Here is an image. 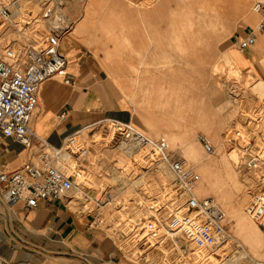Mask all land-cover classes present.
Here are the masks:
<instances>
[{
	"label": "built area",
	"instance_id": "built-area-1",
	"mask_svg": "<svg viewBox=\"0 0 264 264\" xmlns=\"http://www.w3.org/2000/svg\"><path fill=\"white\" fill-rule=\"evenodd\" d=\"M64 1L0 0V135L12 138L29 152L20 167L0 170L7 202L23 200L26 207L33 208L39 201L66 197L76 188L83 194L82 201H89L90 186L82 185L80 189L77 178L89 166L86 158L91 148L116 151L117 158L107 166L115 172L116 185L133 190L129 201L135 208L123 229L116 231L120 237L119 244L116 243L119 252L125 249L135 260L144 253L142 259L147 261L146 257L156 253L157 260L150 257L154 264H188L190 260L200 264L199 261L218 249H222V257H227L228 246L232 244L227 215L212 197L197 195L195 189L200 175L191 163L170 148L164 137L153 138L131 122L113 118L89 123L66 136L59 147L50 146L35 134L33 124L41 84L53 76L66 84L73 82L68 72L69 59L61 49L74 26L65 12ZM252 7L260 13V19L249 33L236 36L234 46L238 50L253 45L256 32L264 29V0H256ZM7 27L23 34L21 45L1 43ZM235 89L241 95L235 94ZM235 89L231 88L229 93L233 98H243L246 94L243 88L236 86ZM259 100L245 111L247 115L241 127L232 125L223 131L222 142L236 151V165L250 173L256 184L245 213L253 222L262 224L264 99ZM64 116L62 112L58 118ZM198 138L206 153L215 151L205 135L200 134ZM101 192L107 201L110 195L105 188ZM97 202L102 201L98 198ZM93 223L102 227L103 218L98 210ZM144 234L151 236L150 243ZM252 263L264 264V259L252 260ZM0 264L11 263L0 259Z\"/></svg>",
	"mask_w": 264,
	"mask_h": 264
},
{
	"label": "crops",
	"instance_id": "crops-1",
	"mask_svg": "<svg viewBox=\"0 0 264 264\" xmlns=\"http://www.w3.org/2000/svg\"><path fill=\"white\" fill-rule=\"evenodd\" d=\"M91 1L89 4V0H69L64 8L74 22L72 33L61 45L69 59L68 72L73 82L66 84L53 76L41 84L33 127L35 134L50 146H61L66 136L103 118L131 122L153 138L158 134L161 135L158 138L162 134L176 138L175 125L181 123L171 124L167 114L181 115L183 111L182 73L179 68L168 69L158 62L167 57L166 47L171 54L175 50L171 44L174 29L170 28L176 25L180 49H183L180 35L190 30L186 37L189 51L197 56L199 40L209 44L207 40L213 37L217 41L226 33L227 25L242 23L229 39L228 50L234 52L235 69L264 78V29L256 32L255 43L245 50L234 46L236 36L246 35L259 21L260 13L253 9L244 18L237 17V21L230 17L225 27L218 19L215 25L216 0H190L188 6L185 1L180 4L178 0H161L146 9L118 0ZM238 4H242L240 0H232L234 9ZM176 13L182 16L178 23L174 19ZM159 27L162 32L158 36L159 31L156 33L152 28ZM160 36L163 40L159 42ZM222 55L233 62L227 52ZM207 57L204 56L205 62ZM186 64L189 66L190 61ZM195 79L189 87L193 91L197 86ZM167 90L174 91L170 94L173 103L165 100ZM196 99L194 93L190 111L196 108ZM166 102L173 105L169 107L173 111L166 108ZM62 112L65 116L59 119ZM212 119H200L198 125L210 131L214 122L218 123V129L221 121ZM28 155L20 143L0 135V170L20 167ZM4 192L0 183V259L11 264H135L120 254L115 240L102 227L94 225L95 213L83 211L80 201L71 199L72 193L39 201L36 207L28 208L23 200L9 204Z\"/></svg>",
	"mask_w": 264,
	"mask_h": 264
},
{
	"label": "rangeland",
	"instance_id": "rangeland-1",
	"mask_svg": "<svg viewBox=\"0 0 264 264\" xmlns=\"http://www.w3.org/2000/svg\"><path fill=\"white\" fill-rule=\"evenodd\" d=\"M81 1L86 2L87 0H81ZM109 1L113 2V0H109ZM118 1L124 2L131 6L134 5L140 9H146L155 6L161 0H129V1L118 0ZM183 1L186 2L187 6L190 3V0H178L177 2L182 4ZM255 1L256 0H240V3L243 4V13L241 17L243 15L246 16L252 10L253 8L252 5L254 4ZM91 2L92 1L89 0L88 3L91 4ZM96 2L105 3L108 2V0H96ZM180 4L177 5L180 6ZM192 4L194 5L193 2ZM181 17L182 16L179 13L175 14L174 19H176V23H178V21H181ZM257 23L254 24V27L257 25ZM241 24L242 23H236V25L234 26H232L231 24L227 25L226 33L223 35V37H220V39L217 41L213 39V37L207 40L209 41V44L204 39L199 40L196 44L199 53L197 54V56L196 53H194L193 51L192 52L189 51V42L186 37L189 36L190 30L187 33L185 32L186 33L185 35L181 36L179 34L181 37V41L179 40L178 41L182 42L181 45L183 46V49H180L179 44H177L176 42L177 39L175 37V35H178L179 28L177 27V25L173 26L172 28H170L171 31L172 29H174L172 33L173 38L171 39V44L174 45L175 50L171 54L168 50L169 47L166 48H167V52L174 57L170 58L169 54L166 53L167 54L166 58H160L158 60L160 66L166 67L168 69L169 68L171 69L173 67H176V69L179 68L182 73L180 76V80H181V84L183 85V91H181V96H183L182 98L183 102L181 107L184 110V113H182L181 115H178L173 112H170L169 115L167 114V116L171 119L172 122L171 124H175L173 121L178 122L179 125L181 123V126L175 125V128L177 129L176 132L177 137L170 139V137H168L169 136L168 134H162L163 137L169 143L170 148L173 149L175 152H177L180 156L184 157L189 163H191L194 166L195 171L200 175L198 168L201 163L199 164V162L189 161L187 159V154L185 153L186 151H189L188 141L191 140V144L193 146L195 145L194 147L198 150V156H199L198 158H204V159L207 158V160L204 161L210 162V166L214 165L212 169L216 175V178L219 181H226L227 184L225 185V190H226L225 192L227 197L230 199L237 198L243 200L241 203L242 205L241 212L243 213V215H245V217L252 224V226L256 227L255 231H257L258 238L261 241V246H259L257 250L259 253L257 251L256 252L253 251L251 247L248 244H246V242L237 234L238 232L236 230L235 218L233 217L232 214L228 212L229 210L228 206L224 203H221L219 200H216L214 195H210L220 205V207L225 212V215H227L226 216L227 226L230 235L232 237V244L231 246L230 245L228 246L230 249L229 252L226 254L227 257L225 258L222 257L221 252L220 253L215 252L214 254L211 253V256L208 254L209 256L207 257L205 256L203 261L202 260L199 261L200 264H215L214 262L216 263L219 262L221 264L225 262L227 264L228 261L230 262V264H253L252 260L264 259V220L262 221V224H257L253 222L248 217L247 214H245V206L247 205L251 193L254 191L256 184H254V180L250 173H247L246 171L240 169L239 166H237L236 163L233 162L236 156L233 154H228V152H230L231 150L228 149L222 142L223 131L232 125L241 127V123L245 120L244 119L245 115H247L245 111H248L249 109L253 108L256 105L258 99L260 100L264 99V82H262L264 78L261 79V77L254 75L253 73H251V71L246 73L237 71L235 69L236 66H234V63L237 65V63L233 59L234 52L233 50H228L230 46L229 39L231 35H233V33L238 30V25ZM188 29L190 28L187 27V30ZM5 30L6 31H4L1 35L2 44H5L8 41L16 46L21 45L23 43L24 41L22 39L23 34L16 32V30H14L12 27H7ZM152 30H154L155 32L159 31L158 36L162 32L160 27L152 28ZM180 33H182V30L180 31ZM162 35L164 34L162 33ZM160 40H163V36H160L158 38L159 42ZM159 44L161 45V43ZM224 52L230 54L229 56L231 57L233 62L230 60L228 61L223 57L222 54ZM203 54L208 56L207 62L204 61L205 55ZM199 60L202 61V64L198 63ZM188 61H190L189 66L186 64V62ZM204 62L206 63V67L205 65H203ZM173 76H168V77H173ZM194 76L197 79H195ZM193 78L197 80L196 83L197 86L195 89L196 91L189 89L190 83H193L194 80ZM178 81L179 80L176 76V82ZM236 86L238 88H243L244 91L246 92V94L244 93L242 95L243 98H239V97L232 98V96L229 94L231 88L234 87L235 89ZM173 92H174L173 90L165 91V100H167V102L171 101L170 94H173ZM194 93L197 96L196 100L198 102L196 108L192 107V111H190L191 107L189 105L191 104L190 101L193 100L194 98ZM236 93L240 94L238 90L235 92V94ZM160 97L161 95L159 96V98ZM176 100L175 103L178 102ZM167 102H166L167 105L166 108L167 109H169V107L172 108L173 105ZM173 102L174 99H172L171 103ZM173 117L175 118L178 117V118L173 120ZM205 117L213 118L212 119L213 121H218V120L221 121V125L217 129V132L215 131L212 133V132H208L203 128H200L198 122H196L197 123L196 129L192 128L194 126L195 120L200 121V119H203ZM191 128L192 130L190 131ZM200 134L205 135L209 139L210 143L213 145L215 150L213 153L211 154L206 153L203 150L198 138ZM159 136L161 135L158 134L156 138H158ZM97 149L92 150L91 148L90 153L86 158L87 159L86 164L87 165L89 164V166H85L86 171H84V175H87L89 173L88 174L89 176L83 182L81 181L80 182L81 185H79L81 187L80 189H82V185L90 186V190H89L90 199L89 201L86 202L85 200L79 202L77 199L75 201L79 202L78 204L82 206L81 209L85 212L90 211L97 214V210H98V212L100 213V217L103 218L102 228L105 230L107 234H109L115 240V243L119 244L120 237H118L116 231L117 230L121 231L123 229V224L135 212V208L133 207V204L130 203L129 201V198L132 197L133 190L130 187H125L119 190L120 186L115 184L116 183L115 172L112 170L111 166H107V164H109V161L117 158L118 152L111 150H103V149L99 151ZM100 158L102 159L104 158V159L102 160ZM223 159L226 160L225 162L229 164V167L231 169V176H232L231 182L230 181L228 182L227 180L228 178L226 174H224L225 166L223 163ZM98 160H100L99 163ZM216 173H218L219 176ZM216 178H214V180ZM200 179H202L201 175H200ZM168 180L169 179L167 177L165 181L168 182ZM104 188L107 191L108 195H110L107 201H105L104 197H102L101 190L103 191ZM72 194L73 196L80 197V194L78 192H72ZM98 198L100 201H102L100 204H98L97 202ZM107 203L109 204L106 205ZM258 232L260 234H258ZM187 246L189 250L194 251L192 245L187 244ZM126 252L127 251L125 249L120 250V254L126 260H129L135 264H154L155 261L150 260L151 259L150 257L156 258V260L158 257V255L154 253L151 256L146 257L148 261L146 259L143 260L142 256L144 255L145 257V254L143 253V255L140 258L135 260ZM215 256L217 258H215ZM206 258L211 261H208ZM189 262L191 263L188 264H197L193 260H190Z\"/></svg>",
	"mask_w": 264,
	"mask_h": 264
},
{
	"label": "bare ground",
	"instance_id": "bare-ground-1",
	"mask_svg": "<svg viewBox=\"0 0 264 264\" xmlns=\"http://www.w3.org/2000/svg\"><path fill=\"white\" fill-rule=\"evenodd\" d=\"M66 1L69 0H65L64 1V6L66 5ZM129 1V0H128ZM216 2H218L217 8H215L214 12V17H215V25H216V20L218 19V21L224 26L225 23H227L226 21L230 18L233 17L234 21H237V17H241L242 13H243V4H238L237 7H235L232 5V0H216ZM27 6V5H25ZM216 6V5H215ZM33 7V6H32ZM246 8V7H245ZM66 12V11H65ZM251 12V11H250ZM249 12V13H250ZM244 16V15H243ZM242 16V17H243ZM226 27V25H225ZM219 92V91H218ZM220 94V93H219ZM222 97V96H221ZM233 98V97H232ZM216 100V99H214ZM222 100V99H221ZM221 102V101H220ZM216 103V102H215ZM214 103V104H215ZM219 103V102H218ZM213 104V105H214ZM203 109V108H202ZM205 109V108H204ZM38 111V108H37ZM202 111V110H201ZM182 113H184V110L182 111ZM181 113V114H182ZM186 115V114H185ZM183 117V116H182ZM185 118V117H184ZM190 119V118H189ZM198 124H200V122L198 121ZM217 127H218V123H214L213 122V126H212V130H208V132H217ZM140 129V128H139ZM148 129V128H147ZM142 130V129H140ZM150 130V129H148ZM143 131V130H142ZM215 134V133H214ZM163 138V137H161ZM188 140V139H186ZM185 140V141H186ZM188 145H189V151H186L185 153L187 154V159L189 161H195V162H199L200 166L198 168L200 175L202 176V179L199 180V183L197 184L196 187V193L199 197H212L210 195H214V197L216 198V200H219L221 203H224L228 206V212L230 214L233 215V217L235 218V225H236V230H237V234L246 242V244H248L251 249L253 251H257L259 246H261V241L258 238L257 235V231H255L256 227H253L252 224L247 220V218L245 217V215H243V213L241 212V203L243 200L240 199H230L227 197L226 195V190H225V185L227 184L226 181H219L216 178L215 173L213 172L212 167L214 166H210V162L208 161H204L207 160L204 158H198V150L191 144V140L188 141ZM228 154H233L236 156V158L234 159V163H237L238 160V155L237 153H235L234 150H231L230 152H228ZM218 161V160H217ZM226 160L223 159V163H224V171L227 176V180L228 182L232 181V176H231V169L229 167V164H227L225 162ZM218 163V162H216ZM215 163V164H216ZM197 164V163H196ZM216 170V169H215ZM89 174V173H88ZM84 175V174H80L79 177L77 178V180H79V182H83L84 180L87 179V177L89 175ZM218 175V173H216ZM219 176V175H218ZM234 176V175H233ZM222 177V176H220ZM235 177V176H234ZM117 178V177H116ZM115 178V179H116ZM214 178H216L214 180ZM226 179V178H225ZM117 180V179H116ZM115 180V182H116ZM78 182V183H79ZM118 184V183H115ZM231 188V187H230ZM229 188V189H230ZM233 188V187H232ZM122 189L121 187L119 188V190ZM117 190V189H116ZM231 190V189H230ZM229 190V191H230ZM73 192H78L80 194L79 196H73L72 199L74 200H78V201H82V195L81 192L79 191L78 188H76ZM75 197V198H74ZM213 198V197H212ZM109 203H107L106 205H108ZM84 206V205H83ZM102 206V205H101ZM105 206V205H104ZM103 206V207H104ZM220 206V205H219ZM222 209V208H221ZM223 210V209H222ZM246 214V213H245ZM128 226V225H127ZM258 234H260L258 232ZM145 236V240L146 242L150 243L151 242V236H149L148 234H144ZM242 240V241H243ZM263 246V245H262ZM150 252V250L147 251V253ZM221 249H218L217 253H220ZM251 252V251H250ZM258 252V251H257ZM261 252V251H260ZM259 253V252H258ZM218 256V255H217ZM220 256V255H219ZM217 258V257H216ZM207 259V258H206ZM208 260V259H207ZM229 260V259H228ZM203 261V260H202ZM206 261V260H205ZM211 261V260H208ZM207 262V261H206ZM205 262V263H206ZM227 262V261H226ZM215 264H218L216 262H214ZM221 264V263H219ZM222 264H226L225 262H223ZM227 264H230V262L228 261Z\"/></svg>",
	"mask_w": 264,
	"mask_h": 264
}]
</instances>
